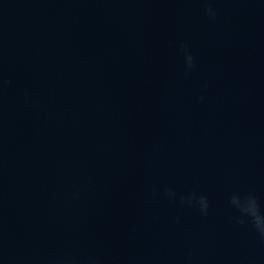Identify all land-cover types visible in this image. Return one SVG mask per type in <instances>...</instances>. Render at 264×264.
<instances>
[{
    "label": "water",
    "instance_id": "95a60500",
    "mask_svg": "<svg viewBox=\"0 0 264 264\" xmlns=\"http://www.w3.org/2000/svg\"><path fill=\"white\" fill-rule=\"evenodd\" d=\"M233 195L264 211V0H0V264H264Z\"/></svg>",
    "mask_w": 264,
    "mask_h": 264
},
{
    "label": "clouds",
    "instance_id": "9594fccd",
    "mask_svg": "<svg viewBox=\"0 0 264 264\" xmlns=\"http://www.w3.org/2000/svg\"><path fill=\"white\" fill-rule=\"evenodd\" d=\"M206 15L210 21L216 20V10L213 7H207L205 9ZM178 52L182 54L183 66L185 75L191 72L194 67L193 55L189 52L187 47L181 42L178 44ZM203 97H198V102L202 101ZM168 200H176L177 193L172 190H168L165 193ZM198 206V210L201 215H206L208 211V204L205 197L200 196L194 198L191 195L188 197L180 196L178 202L181 205L193 206V203ZM230 206L239 214V217L246 218L248 224L251 226L252 230L264 240V211L261 210L260 204L257 202L256 198L252 195H247L245 197L233 195L229 200ZM244 220L237 219L236 223H243Z\"/></svg>",
    "mask_w": 264,
    "mask_h": 264
}]
</instances>
